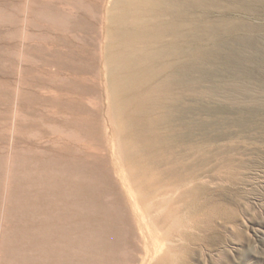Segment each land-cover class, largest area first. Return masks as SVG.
I'll list each match as a JSON object with an SVG mask.
<instances>
[{
  "label": "rangeland",
  "instance_id": "374dc122",
  "mask_svg": "<svg viewBox=\"0 0 264 264\" xmlns=\"http://www.w3.org/2000/svg\"><path fill=\"white\" fill-rule=\"evenodd\" d=\"M129 2L0 0V200L19 99L5 264H264V62L232 64L235 78L222 64L196 66L215 79L191 100L194 175L137 189L109 118L104 63Z\"/></svg>",
  "mask_w": 264,
  "mask_h": 264
},
{
  "label": "bare ground",
  "instance_id": "6f19581e",
  "mask_svg": "<svg viewBox=\"0 0 264 264\" xmlns=\"http://www.w3.org/2000/svg\"><path fill=\"white\" fill-rule=\"evenodd\" d=\"M107 38L106 49L110 57H106L104 63L108 77V114L117 128L116 137L127 159L135 188L138 189L142 181L150 188L186 183L194 175L197 148L191 100L198 90V83L213 82L215 79V73L209 66L210 70H199L196 66L222 64L226 75L235 78L240 71L232 64L264 62V0H130L123 16L114 20ZM205 90L209 95L223 97L226 102L238 99L229 93L221 94L215 87L208 88V85ZM18 109L19 99L16 98L9 136L11 156L0 200L1 223L10 215L9 203L17 172L13 147ZM6 246L7 233L1 225L0 264H5L3 253Z\"/></svg>",
  "mask_w": 264,
  "mask_h": 264
}]
</instances>
